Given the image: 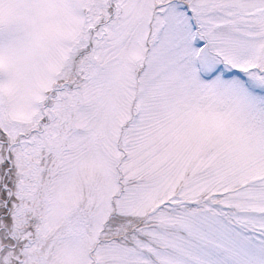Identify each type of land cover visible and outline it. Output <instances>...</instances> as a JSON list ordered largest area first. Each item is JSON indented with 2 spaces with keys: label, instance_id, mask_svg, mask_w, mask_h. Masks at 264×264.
<instances>
[{
  "label": "snow or ice",
  "instance_id": "obj_1",
  "mask_svg": "<svg viewBox=\"0 0 264 264\" xmlns=\"http://www.w3.org/2000/svg\"><path fill=\"white\" fill-rule=\"evenodd\" d=\"M0 264H264V0H0Z\"/></svg>",
  "mask_w": 264,
  "mask_h": 264
}]
</instances>
